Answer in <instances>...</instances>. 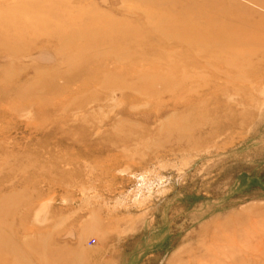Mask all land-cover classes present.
I'll list each match as a JSON object with an SVG mask.
<instances>
[{
	"label": "rangeland",
	"instance_id": "obj_1",
	"mask_svg": "<svg viewBox=\"0 0 264 264\" xmlns=\"http://www.w3.org/2000/svg\"><path fill=\"white\" fill-rule=\"evenodd\" d=\"M24 3L0 264H264V0Z\"/></svg>",
	"mask_w": 264,
	"mask_h": 264
},
{
	"label": "bare ground",
	"instance_id": "obj_2",
	"mask_svg": "<svg viewBox=\"0 0 264 264\" xmlns=\"http://www.w3.org/2000/svg\"><path fill=\"white\" fill-rule=\"evenodd\" d=\"M12 6H15V8H17L18 14H16V11H11L12 9L9 7H2L3 9L0 11V45H4L6 46V49L9 48L11 50L18 46V41H22L21 39H23L20 33L22 29H25L23 25L28 22V12L40 11L41 13L39 3L37 4V7H35L33 4L26 3L14 4ZM39 22L40 25H42V20H40Z\"/></svg>",
	"mask_w": 264,
	"mask_h": 264
}]
</instances>
